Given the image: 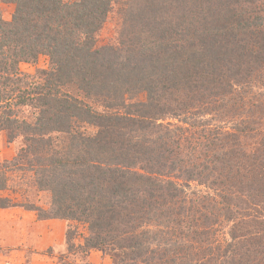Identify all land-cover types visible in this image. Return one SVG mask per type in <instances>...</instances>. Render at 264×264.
I'll use <instances>...</instances> for the list:
<instances>
[{"label":"trees","instance_id":"1","mask_svg":"<svg viewBox=\"0 0 264 264\" xmlns=\"http://www.w3.org/2000/svg\"><path fill=\"white\" fill-rule=\"evenodd\" d=\"M0 1L15 5L9 20L0 9V132L25 140L0 162V193L49 195V207L0 195V209L83 222V241L70 226L66 244L85 256L112 246L142 264H193L188 240L197 232L208 264H264V138L250 152L241 136L253 120L236 113L241 94L259 112L252 130L264 133V89L260 103L249 94L264 88V38L254 39L264 36V0H139L126 24L134 42L117 47L122 54L94 48L116 0ZM167 1L179 4L176 15ZM41 55L49 68L22 71ZM188 181L214 193L184 213L175 196ZM139 218L169 226L188 251L169 238L149 249L133 225Z\"/></svg>","mask_w":264,"mask_h":264},{"label":"rangeland","instance_id":"2","mask_svg":"<svg viewBox=\"0 0 264 264\" xmlns=\"http://www.w3.org/2000/svg\"><path fill=\"white\" fill-rule=\"evenodd\" d=\"M138 2L139 0H116L112 2V10L109 12L106 21L103 23L96 35V45L94 48L108 46L117 49V47L123 48L125 45H129L131 38L134 42L133 32L127 29V25L131 22L129 17L133 16V12L138 6ZM167 3L168 5H171L169 8L171 14L176 15L179 10V4H176L174 1H167ZM0 9L4 18L9 20L15 10V5L13 3L0 1ZM125 18H127V23H125ZM258 29L259 28L254 27L249 33L253 35L256 33L255 31H258ZM258 38L259 39H256L255 37L254 39L256 41H261L264 36L262 35V37L259 36ZM254 45H259V43L254 42ZM246 47L249 49V46L246 45ZM117 50L121 54L124 52V50L121 49ZM49 65V56L41 55L35 62L22 63L21 69L26 73H35L40 71V69L49 68ZM253 75L256 76V74ZM260 75L259 83H264V73L261 72ZM239 88L240 84L238 83L232 87L233 95H238ZM254 88L256 90L250 92L249 94L254 97L258 103H260L262 98L259 96V89L263 90L264 88H257L256 86H254ZM232 93L230 94V92H228V97H234L232 96ZM91 96L92 94L88 98L91 99ZM239 98L242 101L240 102V105L243 106L241 108L242 110L238 109L236 110V113L238 117H241V120L243 118L248 119V117L252 119L253 121L248 120L249 122L247 126L252 124L251 126L253 129L254 126H256L257 122L255 121L256 117H259V115H257L259 112L258 110H255L256 106H252V102L243 98L241 94L238 95V99ZM212 103L213 102H210L211 105ZM99 107L103 108L101 105H99ZM211 111L212 114L208 113L198 116L195 122L198 124L202 120H210V118L215 115V111ZM172 121L176 122L177 120L172 119ZM212 123L213 125H216L218 122ZM83 127H85L89 132L97 131V127L93 125L85 123ZM245 129L248 130H244L241 139L246 144L247 149L250 152H260L263 148L261 140L264 138V133H257V131H253L250 128ZM24 142L25 140L22 135L14 140H10L8 133L6 131H1L0 162L12 159L18 153L19 149L25 144ZM222 150L223 149L220 148V151ZM204 160L201 158L197 161V163L204 162ZM179 182H183V180H179ZM182 186L184 192L178 193V196H175V201L176 205L179 206L184 213H188L189 211L191 212L192 207L189 205L191 203L193 204L192 201L200 197V195L214 193L208 184L199 183L198 181H188ZM0 195L10 196L19 202H26L27 200L36 201L44 207H49L48 193L39 192L35 189H31L26 192L18 189H7L2 191ZM195 213L201 215L200 212ZM133 221H135L133 223L134 226L138 224L136 226L137 233L139 236H142L143 241L148 243L150 242L149 240H151V247H149V249L154 247L155 249L162 250L163 243L167 242L169 238L170 241H175L177 249H182L181 252L183 254L188 251L187 249L189 243H184V238L172 233L169 230V226H166L165 224L157 225L153 219L149 220L151 222L140 218L139 220ZM173 221L176 223L179 221V218L177 217ZM199 223H202V220H200ZM70 226L75 228L77 233L80 234H78L77 237L80 241H83V236H85L87 232V225L76 219L71 220L59 217L40 219L35 210L22 205L0 209V264H122L120 260H125L123 264H142L140 261L127 258L121 250L113 249L112 246H107L106 248L99 250H91L88 252L87 256H85L86 254L82 253V251L77 247L73 248L70 252L67 248L68 245L66 244V233ZM222 236L223 233L219 231L216 236L218 241H220L219 239H224ZM190 237L189 238L191 240L188 241L190 244L192 242L194 244L191 252L192 254L196 253V257L199 255L196 259H194L193 264L195 261L196 264H208V252L201 255L205 245L200 241L197 242L199 234L195 232L192 233ZM255 263L259 262L256 261Z\"/></svg>","mask_w":264,"mask_h":264}]
</instances>
